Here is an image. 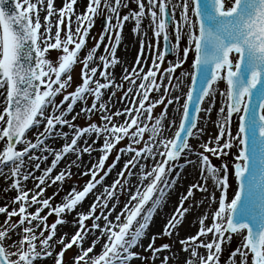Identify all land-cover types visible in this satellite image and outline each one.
<instances>
[{
    "label": "snow or ice",
    "instance_id": "obj_1",
    "mask_svg": "<svg viewBox=\"0 0 264 264\" xmlns=\"http://www.w3.org/2000/svg\"><path fill=\"white\" fill-rule=\"evenodd\" d=\"M77 3L0 0V177L16 193L0 206V264H65L73 246L69 264H155L161 251L160 264H222L233 236L241 242L226 264H264V0H86L82 12ZM97 17L98 38L90 32ZM126 22L139 38L131 66L117 55ZM73 166L88 179L65 192ZM187 166L199 178L149 236ZM195 192L206 195L197 201ZM202 204L198 230L178 241L182 262L173 244H155L179 237L186 214ZM64 224L74 234L57 237Z\"/></svg>",
    "mask_w": 264,
    "mask_h": 264
},
{
    "label": "bare ground",
    "instance_id": "obj_2",
    "mask_svg": "<svg viewBox=\"0 0 264 264\" xmlns=\"http://www.w3.org/2000/svg\"><path fill=\"white\" fill-rule=\"evenodd\" d=\"M54 2L57 6L59 5V0H56V1L54 0ZM82 2H83V0H78L76 8L80 9V7H82ZM130 7L135 8L136 6L134 4H131ZM127 11H128V9H127ZM145 23H147V21H145ZM131 27H132V25L128 24L126 22V24L124 26L123 34H122V43L119 46L118 51H117V55L119 57H121L122 60L125 62V64L128 66H131V64L134 62L135 57L137 55L138 49L136 50L135 53L133 52V50H134L133 46L135 44L133 42L136 40L139 43V38L132 34ZM149 35H151V33H149ZM115 72L117 75L120 74V72H121L120 66H117L115 68ZM219 87L224 88L225 87L224 83L221 82L219 84ZM219 99H220L219 96H217L218 102H219ZM120 106H121L120 104H117V107H120ZM218 106H219V103H217V107ZM77 109L78 108L76 107V110ZM215 118H216V111L214 109L212 112V120H215ZM177 121H178V119H177ZM171 131L172 130H169L166 134L171 135ZM207 131L209 133L215 132V128H214L213 124L210 122L208 123ZM57 143L59 144V142H57ZM192 143L195 145V144H197V141L193 140ZM98 154L99 153L94 152L92 158L95 159ZM73 159H74L73 156L66 157V159H64L60 162V165L58 166L57 169L54 170L53 174H55L57 171H59V168L64 167L69 161H72ZM193 159H194V157H193ZM83 160L85 163H87L89 160V157L87 155H84ZM49 162H50V159H49ZM122 163H123V161H121L120 164H118L117 169ZM42 167H43V165H42ZM71 171L73 172V176L71 177V179L69 181H74V180L78 181V179H76V178H81L79 176V172L83 171V168H77V167L73 166L71 168ZM115 171L110 173V175L106 178L105 183L111 182V180L115 176V174H114ZM198 178H199V173H198V170L195 168V166H187L182 170L181 179H180L177 187L175 189H173L172 196H171L170 200H168L165 203V205L162 207V209L154 216L153 222L151 223L150 228L148 230L149 236H151V234H153V233H159L162 231L163 225L166 223V220L169 217V213L173 212L175 210V206L178 203L180 193L184 191V188H187V186L189 184L194 183ZM7 183H10V180ZM6 186H7L6 181L4 180L3 177H0V206H3L5 203H7V201L4 199L8 198L10 200L16 194L15 191H12V190L5 191L4 189L6 188ZM27 186H28V188H32L33 187L32 182L29 181ZM70 187L68 186L66 188V191H68L70 189ZM55 189H56L55 185L47 188L46 194L51 195L55 191ZM204 195H206V194L201 193V192H195V199L197 201H200L203 199ZM60 198H59V200H60ZM91 202H92V197L86 198L85 201L83 202V206H82L81 210H87V208L89 207ZM186 203H189V202H186ZM206 207L207 206L205 204H202L198 209L196 207L191 208L189 213L186 214V219L184 220V222L179 227V237H177L175 235L172 236L171 238H169L167 236H163V237L158 238L155 241V244L157 246H159L161 243H164V242H168L170 244H173V251L177 253L178 259L182 262L186 256V253L183 251H180L181 245L179 244L178 241H179V239H182L188 235H194L195 234V231L198 230L197 217L199 214H201L205 210ZM213 207H215V206L213 205ZM74 215H75V213L67 216L66 217L67 221L71 222ZM52 216H54V215H52ZM52 216H50V217H52ZM3 219H4V216L2 214H0V221H3ZM90 222L91 221H88V223H90ZM75 230L76 229L74 227H71L69 224H64V225L58 226L57 237L60 236L61 234L65 233V232L68 233V235L70 236L71 234H74ZM191 231H193V232L190 233ZM210 238L211 237H209V239ZM174 241H175V243H173ZM143 243L145 245H147L148 240L147 239L143 240ZM59 247H60L59 244H57L56 251H59ZM73 247H74V249L72 251H74V252L68 258V264L71 261V259L73 258L74 254H76V252H77V248L75 246H73ZM96 250L97 251L99 250V246H97ZM136 251L140 252L142 255H144V253H145L144 249H142V248H137ZM199 251L203 252L204 250L199 249ZM150 255H151V253H150ZM165 255H168L167 251H161L158 254L159 258L155 261V264H160V259H163V257ZM39 264H53V261L50 259L44 258L39 262ZM132 264H142V261L139 259H134L132 261ZM146 264H152L151 260H148ZM169 264H172L171 259L169 260Z\"/></svg>",
    "mask_w": 264,
    "mask_h": 264
},
{
    "label": "rangeland",
    "instance_id": "obj_3",
    "mask_svg": "<svg viewBox=\"0 0 264 264\" xmlns=\"http://www.w3.org/2000/svg\"><path fill=\"white\" fill-rule=\"evenodd\" d=\"M56 1V0H55ZM85 2H86V0H83V2H82V7H80V9H78L77 8V10L78 11H83L84 10V4H85ZM60 4H61V0H59V5L58 6H60ZM124 12H127V9H123L122 10V14L124 13ZM103 19L101 18V17H97L96 19H95V23H94V26H93V28L90 30V32H91V35L92 36H94V37H96V38H98L99 37V33L103 30V26H101V21H102ZM95 43V41L90 37V38H88L87 39V47H91L93 44ZM133 43H135L134 44V46H133V48H134V50H133V52L135 53L136 52V50L137 49H139V43L135 40ZM101 49H100V51H103V44L101 45ZM138 51V50H137ZM53 55H55L54 53H53ZM168 59L169 60H171V59H173V57H171V56H169L168 57ZM190 62V61H189ZM165 66H167V65H165ZM182 70H187V66L185 65V66H183V68H182ZM78 72H79V65L76 67V69L74 70V72H73V77H74V80H76L77 79V75H78ZM178 72H179V70H178ZM69 91H71L72 90V88L70 87L69 89H68ZM116 95H117V97L120 95V93L119 92H117L116 93ZM77 110H79V105H77ZM156 113H159L160 111H161V108L158 106L155 110H154ZM92 119L93 120H97L98 119V117H96V116H93L92 117ZM76 123H78V124H80L81 126H83L85 123H86V120H85V118L83 117V116H81L80 118H78V120L76 121ZM233 131H235V123H233ZM193 141V140H192ZM126 143V142H125ZM121 146H123V144H121ZM233 151H235V149H233ZM115 158V151H113L111 154H110V156H109V159L106 161V164L107 163H111V161H112V159H114ZM214 163H219V161L218 160H215V158H214ZM122 166V164L118 167V169L114 172V174L116 175V172L117 171H119V168ZM115 177V176H114ZM113 177V178H114ZM76 179H78V181H69V180H67L65 183H64V186H63V188H64V191H66V188L69 186H72L73 184H76V185H82L83 183H84V181L85 180H87L88 179V177L87 176H84V177H81V178H76ZM188 182V181H187ZM110 183V182H109ZM67 186V187H66ZM235 185H234V183H233V187H234ZM186 190V188H184V191ZM63 195V193H61V194H59V195H57V197H55V202H58L59 201V198L61 197ZM125 198L126 197H121V204L124 202V200H125ZM4 200H6L7 202L9 201V199L8 198H6V199H4ZM172 212H170L169 213V216H170V214H171ZM168 217V216H167ZM15 219V218H14ZM53 220H55V216H52V217H50L49 219H48V223H51ZM194 231V230H193ZM193 231H191L190 233H192ZM196 232V231H195ZM240 242H241V237H239V236H233V238H232V240H231V242L230 243H228L227 245H223V252H222V257H221V261H222V264H226V258L228 257V255H229V253L232 251V250H234L239 244H240ZM57 249V248H56ZM74 249V247H72L71 249H69V250H66V252H65V255H64V262H65V264H68V258L70 257V255H72V253L74 252V251H72ZM150 255V252H145L144 253V256H149ZM147 263V261H145V262H143V264H146Z\"/></svg>",
    "mask_w": 264,
    "mask_h": 264
},
{
    "label": "water",
    "instance_id": "obj_4",
    "mask_svg": "<svg viewBox=\"0 0 264 264\" xmlns=\"http://www.w3.org/2000/svg\"><path fill=\"white\" fill-rule=\"evenodd\" d=\"M7 6H8L9 8H11V7H12V4H11V3H9Z\"/></svg>",
    "mask_w": 264,
    "mask_h": 264
}]
</instances>
